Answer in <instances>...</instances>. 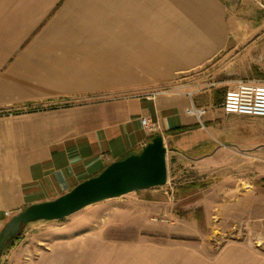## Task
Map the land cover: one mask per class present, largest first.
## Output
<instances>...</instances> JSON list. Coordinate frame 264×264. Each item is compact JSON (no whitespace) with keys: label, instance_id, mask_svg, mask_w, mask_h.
Returning a JSON list of instances; mask_svg holds the SVG:
<instances>
[{"label":"crops","instance_id":"0c3cea01","mask_svg":"<svg viewBox=\"0 0 264 264\" xmlns=\"http://www.w3.org/2000/svg\"><path fill=\"white\" fill-rule=\"evenodd\" d=\"M243 5L264 11V0H0V233L153 136L175 155L211 148L213 134L185 114L188 97L175 87L240 44L249 43L242 53L264 49V36L253 39L264 23L239 20ZM123 197L71 215L61 238L20 244L0 263L264 264L238 243L210 256L184 242L112 240L113 224L102 221L132 215Z\"/></svg>","mask_w":264,"mask_h":264},{"label":"rangeland","instance_id":"374dc122","mask_svg":"<svg viewBox=\"0 0 264 264\" xmlns=\"http://www.w3.org/2000/svg\"><path fill=\"white\" fill-rule=\"evenodd\" d=\"M237 18L246 24L264 23V11L243 5L237 10ZM263 36L264 27L253 39ZM258 42L264 44V39ZM248 44L238 45L230 55L225 53L176 85L175 91L190 95L195 108L214 115L210 127L205 123L206 115L200 125L214 136L211 148L198 155H175L167 149L166 184L118 199L127 203L121 206L132 208V215L117 221L104 219L102 222L113 224L108 238L184 242L210 256L227 244L238 243L264 254V120L225 117L219 112L224 93L235 82L264 84V49L242 53ZM40 109L50 108L29 111ZM70 225L71 218L31 223L5 244L0 255L20 244L39 246L46 240L61 238L58 229Z\"/></svg>","mask_w":264,"mask_h":264},{"label":"water","instance_id":"95a60500","mask_svg":"<svg viewBox=\"0 0 264 264\" xmlns=\"http://www.w3.org/2000/svg\"><path fill=\"white\" fill-rule=\"evenodd\" d=\"M166 154L163 138L155 136L139 154L112 163L54 201L31 205L11 218L1 232L0 244L16 238L31 223L62 221L93 204L164 186Z\"/></svg>","mask_w":264,"mask_h":264},{"label":"built area","instance_id":"2783aa9c","mask_svg":"<svg viewBox=\"0 0 264 264\" xmlns=\"http://www.w3.org/2000/svg\"><path fill=\"white\" fill-rule=\"evenodd\" d=\"M167 91L153 92L145 95L147 100H152L156 95ZM189 97V106L185 109V114L194 117L199 125L202 126L201 118L206 115L202 108H195ZM220 110L225 116H234L251 119L264 120V84H254L252 82L237 81L235 85L224 93L220 103ZM142 126L150 135L158 133V127L155 124L148 123L142 119ZM9 217V214H6Z\"/></svg>","mask_w":264,"mask_h":264},{"label":"trees","instance_id":"16d2710c","mask_svg":"<svg viewBox=\"0 0 264 264\" xmlns=\"http://www.w3.org/2000/svg\"><path fill=\"white\" fill-rule=\"evenodd\" d=\"M185 130H186V129H178L176 132H183V131H185ZM154 137H155V136L151 137L150 140H149V142H150ZM201 152H202L201 150H197V152H195V154L198 155V154L201 153ZM139 153H140V152H139ZM139 153H138V154H139ZM192 155H193V154H192ZM262 183L264 184V180H262ZM23 211H24V210H23ZM16 238H17V237H16ZM16 238H14V239H16ZM8 241H10V240L7 239L3 245L0 244V252L3 250L5 244H6ZM0 243H1V233H0Z\"/></svg>","mask_w":264,"mask_h":264}]
</instances>
